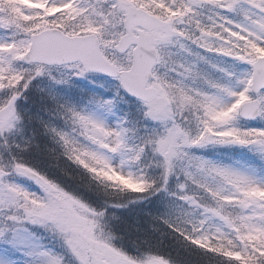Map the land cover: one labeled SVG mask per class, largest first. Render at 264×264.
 Listing matches in <instances>:
<instances>
[{
  "label": "snow or ice",
  "instance_id": "1",
  "mask_svg": "<svg viewBox=\"0 0 264 264\" xmlns=\"http://www.w3.org/2000/svg\"><path fill=\"white\" fill-rule=\"evenodd\" d=\"M200 9L209 15L205 18ZM0 30L10 33L0 40V141L5 150L21 147L8 140L21 123L17 101L34 78L45 74L46 66L71 67L77 76L90 70L107 73L140 100L144 117L158 122L160 129L129 146L127 128L109 127L60 105L74 125L72 131L95 146L48 128L64 155L85 167L97 162L107 169L110 159L100 150L120 153L121 166L138 164L150 151L160 169L159 183L127 172L129 180L141 181L127 186L141 193L167 191L169 178L175 176L177 191L171 195L189 210L178 221L164 220L169 228L227 264H264V179L250 169L222 165L190 151L236 145L264 161V127L238 123L264 120V0H0ZM182 41L244 62L249 69L241 75L226 72L234 84L212 79L196 64L172 59L169 46L189 51ZM197 81L203 86H196ZM181 159L188 161L183 181L177 175ZM11 175L32 180L40 193L9 183ZM0 212L5 220L0 236L10 231L8 221L41 223L62 239L76 264H169L157 255L137 258L115 247L104 211L64 192L15 157L0 161ZM42 255L46 264H62L56 256Z\"/></svg>",
  "mask_w": 264,
  "mask_h": 264
},
{
  "label": "rangeland",
  "instance_id": "2",
  "mask_svg": "<svg viewBox=\"0 0 264 264\" xmlns=\"http://www.w3.org/2000/svg\"><path fill=\"white\" fill-rule=\"evenodd\" d=\"M22 2H27V0H22ZM88 0H78V3L85 4ZM203 13V16L206 18L209 15L207 9H200ZM229 18L239 21L241 19L240 16L234 13H225ZM10 37V33L4 32L0 30V40H5ZM185 43L186 47L189 49L188 52L182 51L179 49V46H169V50L173 53L172 59L177 62L183 63H194L196 64L197 68L200 72L207 75L208 77L219 80L225 83H232L234 84V80H229V78L225 75L226 72L235 73L236 75H241L248 71L249 66L244 63L233 59L232 57H225L215 53H209L204 51L200 48H197L193 45L188 44L186 41H182ZM204 57L203 60H200L199 57ZM215 65L216 67H213ZM220 69H224V71H220ZM73 69L71 67H67L64 69L58 70H46L45 74H48L51 79H56L59 76H62L60 81L70 80L73 78L78 82H81L80 78L86 79V75L77 76L73 75ZM160 72H164L163 68L159 69ZM169 76L173 79H180L174 73L169 72ZM89 80V79H87ZM91 80V79H90ZM54 82V81H53ZM52 82V83H53ZM93 84L95 86H75L77 91H71L70 85L57 83L55 82L54 86L51 85L52 89L57 90L61 93L62 97L64 98L63 101H60V104L63 105L65 108H72L76 111L88 114L93 116L96 119L101 120L105 125L109 127H116L117 125H121L127 129H131L134 127L136 123H141L145 126V130L150 132L152 130H159L160 124L156 121H152L146 117H142L140 111L144 110L142 103L133 105L128 99L123 95L121 92L118 82L117 81H110L102 80L100 78L92 79ZM186 83H190L189 81H185ZM84 84L86 82L84 81ZM196 86L202 87V83L200 81L196 82ZM29 92V87L23 90L21 95H26ZM96 93V95H93ZM76 96H78L76 98ZM55 103L57 101L56 96ZM70 98V100H68ZM26 101V98H25ZM107 102V103H106ZM25 111L28 108L27 103L25 104ZM58 106V105H57ZM59 107V106H58ZM128 108V109H125ZM122 109L128 110L132 115L125 116ZM24 113H20L21 120H24L25 117ZM143 115V113H142ZM57 121L61 122L64 126L62 129L63 132H67L70 136H73L79 143L87 144L89 147H95L90 145L88 141L84 140V138L79 137L76 135L72 129L74 125L72 124L71 120L69 119L68 115L61 109L60 107V115L56 117L54 114L52 115ZM30 117V116H29ZM34 120L33 118H31ZM138 121V122H137ZM259 121V122H258ZM254 125H250L248 128H262L264 127V120H258ZM239 126L243 127V124L240 122ZM247 127V126H245ZM16 133V132H14ZM12 134V133H10ZM144 134V131L141 132ZM127 136V135H126ZM141 140V139H140ZM126 141H128L126 139ZM19 144L21 147L17 149L16 152L23 157L24 160L27 158L24 157L29 152L27 148H25L22 143ZM131 145V144H129ZM2 146V141H0V147ZM244 150L243 147L236 146V145H209L203 148H193L190 151L195 154L196 156L203 157L207 160H211L216 162L218 160L222 165L224 164L221 158L218 156H226V151L229 150ZM104 154L109 157L110 162L120 168L124 172H131L134 175H137L139 170L144 167L145 164L149 162L155 163V157L153 154L148 151L147 159L144 163V157L141 159V163L133 164V165H120L121 154L120 153H109L106 150ZM16 153V154H17ZM219 155H218V154ZM254 153V152H252ZM230 154V153H229ZM217 155V156H216ZM29 156H32L31 154ZM254 162L257 164L256 169L253 167L246 166L242 163H232L228 164L233 167L237 168H246L254 171L257 179H264V161L258 157L256 153L253 156ZM27 162V161H22ZM29 162V161H28ZM217 163V162H216ZM143 164V166H142ZM139 165V168H138ZM60 167L52 171L53 177H49V180L57 182L60 186L67 189L70 193L74 196L78 197L82 202L86 203L93 209L101 211V208L104 206V200H110L111 202L121 203L122 200L115 199V198H108L100 194L94 184L89 183V178L86 176L83 171L81 173H75L72 176H67L65 174H61L62 170H58ZM150 173H156V176L160 174V169L158 167H151L148 169ZM9 183H14L19 185L21 188L28 192L33 193H40V188L36 185L32 180L21 177V176H9L7 178ZM176 184L177 179L175 176L169 178V182L167 184V191L165 192L166 197L172 199L174 196L171 193L176 192ZM162 192V191H161ZM145 196V195H144ZM97 197V198H93ZM91 199V201H90ZM94 200V203H93ZM8 214H11L8 212ZM195 215L198 216V210H195ZM7 226L9 228V232L6 236H0V264H46L47 257L42 255V253L47 252L49 255L56 256L61 259L62 264H76L75 258L73 255L66 249L62 239L51 229L41 223H31L27 221H22L19 224H13L11 221L7 222ZM5 227V220H4V213L0 212V228ZM14 229V231H12ZM42 237L48 238L53 244L56 246V250L53 251L50 249L49 244L41 245ZM15 250V254H9L8 251L13 252ZM59 252L56 253V251ZM17 254V255H16ZM16 256V257H14Z\"/></svg>",
  "mask_w": 264,
  "mask_h": 264
},
{
  "label": "trees",
  "instance_id": "3",
  "mask_svg": "<svg viewBox=\"0 0 264 264\" xmlns=\"http://www.w3.org/2000/svg\"><path fill=\"white\" fill-rule=\"evenodd\" d=\"M57 81H60V78L56 79L54 82ZM65 81L66 82H63V84H72L70 80ZM31 82H33V80ZM49 82L50 79L44 77L43 79L37 80V82H33L30 88L35 86V89L43 91L48 88L47 83ZM108 82H110V80H108ZM88 84L91 86L90 83ZM51 85L54 86L55 84L52 83ZM81 86L87 87V84H81ZM53 91L54 90L51 88L50 93H53ZM93 95H96V93H93ZM77 97L78 96H76V98ZM56 99V104L59 106L57 107L60 108V101H63L64 98L58 91H56ZM68 100H70V98ZM128 101L133 105H139V103L132 100L128 99ZM33 109H38V104H34ZM125 109H122L124 110L123 113L125 116L132 115ZM143 112L144 110L140 111L141 116L144 118V115H142ZM37 113L45 117L52 114L48 106L45 107L44 113L41 110ZM35 125L36 123L31 117H26L21 121V127L18 131L23 134L22 143H24L23 146L27 148L29 152V154L26 153L24 156L27 159L24 160L23 157H20L16 152L17 148L12 147L10 150L3 149L0 151V160L6 162L15 157L20 161H27L24 163L37 170L48 179L54 176L51 172L55 171L58 167H60L58 170H62L61 174L67 176L75 174L74 169H77L76 166L71 164V161H68L63 151L60 150V148L63 149L61 144L58 143L57 139L47 130L48 128H56L60 131L63 127L61 122L55 119V122L51 124L44 120H40V125H38V127ZM249 125L251 124L243 123V127ZM143 131L144 134H141ZM146 132L144 125L136 123L133 128L128 129L126 134V139L128 140L126 141L127 144L133 146L140 143V139ZM25 135L30 139H24ZM17 139L18 138L15 137L14 140H11L9 143L15 145ZM30 154L32 156H29ZM225 155V157L218 156L224 160V164L228 165L237 162L253 167L254 169L257 168V164L253 159L254 153L247 148H244V150L232 149L226 151ZM64 157L67 160H64ZM143 157L145 163L147 153H145ZM216 162L220 163L218 160H216ZM148 172L150 175L156 176V173ZM120 200H122L121 203H116L103 199L104 206L101 210L106 213L105 220L107 226L116 237L112 241L113 245L121 249L127 255L132 257H143L149 254L163 256L166 260H169L171 264H227L222 257L191 245L163 222L164 220H168L169 223L178 221L182 218L183 214L189 210L188 205L177 198L174 197L170 199L166 197L165 192L162 190V192H148L132 196H123ZM116 204L120 206L117 207L115 206ZM193 215H195V210L193 211ZM57 252H59V250H57L56 253Z\"/></svg>",
  "mask_w": 264,
  "mask_h": 264
},
{
  "label": "clouds",
  "instance_id": "4",
  "mask_svg": "<svg viewBox=\"0 0 264 264\" xmlns=\"http://www.w3.org/2000/svg\"><path fill=\"white\" fill-rule=\"evenodd\" d=\"M63 154H64V150H63ZM191 154L195 155L192 152ZM66 158L69 161H71L72 164L76 165L79 169H81L85 174H87L89 178V183L94 184L97 190L103 196H106L108 198H115L118 200L119 198L123 196L143 194L141 192L133 191L127 186L130 183H139L141 181L129 180V177L126 175V172L122 171L120 168L113 165L112 163H110V166L107 169L97 162H89V166L85 167L79 164L78 162H76L75 160L69 159L67 156ZM187 165H188V161L186 159H181L177 161V175L180 176V181H183L184 179L182 175V170ZM151 167H157V166L155 163L153 164L152 162H149L148 164H145L142 169L139 170L137 176H143V178L149 182L156 181L157 183H159L160 174L158 176L150 175L148 172V169ZM138 168H139V165H138ZM192 171H194V167L192 168ZM53 182L56 185H58L59 188L63 190L64 192L71 194L76 199H79L78 197L70 193L67 189L60 186L57 182L55 181ZM145 193H148V192H145ZM143 257H137V258H143ZM160 257L165 259L163 256H160ZM169 264H171L170 261H169Z\"/></svg>",
  "mask_w": 264,
  "mask_h": 264
},
{
  "label": "water",
  "instance_id": "5",
  "mask_svg": "<svg viewBox=\"0 0 264 264\" xmlns=\"http://www.w3.org/2000/svg\"><path fill=\"white\" fill-rule=\"evenodd\" d=\"M48 66H52V65H48ZM56 66H60V65H56ZM87 73H97V74L105 75V76H107V77L114 78V77H112L111 75H109V74H107V73L98 72V71H95V70H90V71L87 72ZM122 88H123V87H122ZM123 90H124L129 96L138 99L137 97H135V96L129 94L125 89H123ZM138 100H139V99H138ZM255 119H256V118H255ZM255 119H242V120H245V121H253V120H255Z\"/></svg>",
  "mask_w": 264,
  "mask_h": 264
},
{
  "label": "bare ground",
  "instance_id": "6",
  "mask_svg": "<svg viewBox=\"0 0 264 264\" xmlns=\"http://www.w3.org/2000/svg\"><path fill=\"white\" fill-rule=\"evenodd\" d=\"M75 172H79L78 170H75Z\"/></svg>",
  "mask_w": 264,
  "mask_h": 264
}]
</instances>
